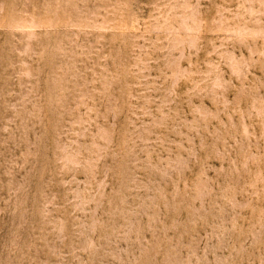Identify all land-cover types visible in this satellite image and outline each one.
<instances>
[{"label":"rangeland","instance_id":"1","mask_svg":"<svg viewBox=\"0 0 264 264\" xmlns=\"http://www.w3.org/2000/svg\"><path fill=\"white\" fill-rule=\"evenodd\" d=\"M0 264H264V0H0Z\"/></svg>","mask_w":264,"mask_h":264}]
</instances>
